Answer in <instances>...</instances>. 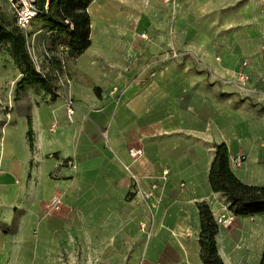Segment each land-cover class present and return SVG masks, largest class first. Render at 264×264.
I'll return each mask as SVG.
<instances>
[{
	"label": "crops",
	"instance_id": "1",
	"mask_svg": "<svg viewBox=\"0 0 264 264\" xmlns=\"http://www.w3.org/2000/svg\"><path fill=\"white\" fill-rule=\"evenodd\" d=\"M244 1L237 22L249 24L230 36L219 32L229 41L218 52L194 48L201 63L171 56L179 17L171 31L155 24L163 19L152 10L163 0H128L129 7L151 6L135 18V31L124 26L134 21L121 12L124 0L90 2V45L67 62L72 120L51 80L50 89L28 88L24 138L0 126V264H202V202L218 225L223 264L243 256L259 264L264 214L235 217L208 181L214 145L225 144L236 178L264 187V5ZM43 26L35 21L27 35L38 55L43 43L54 55L66 39L45 38ZM240 70L250 75L242 91L233 83ZM131 148L142 155L133 160ZM54 195L62 207L48 214Z\"/></svg>",
	"mask_w": 264,
	"mask_h": 264
},
{
	"label": "trees",
	"instance_id": "2",
	"mask_svg": "<svg viewBox=\"0 0 264 264\" xmlns=\"http://www.w3.org/2000/svg\"><path fill=\"white\" fill-rule=\"evenodd\" d=\"M91 1L36 0L39 15L31 25L39 20L44 25L43 29L53 32L52 37H64L67 43L64 45L68 47L66 59L77 58L90 45V18L86 8ZM9 17L10 15L0 16V50H3V45H7L6 53L12 57L18 69L23 71L22 74L29 79L23 80V84L29 81L50 89L47 83L53 81L52 76L47 73L43 78L35 71L27 54L26 36ZM65 20L68 24L64 23ZM208 181L212 192L219 193L226 199L228 210L235 217L264 214V187L246 185L236 178L230 169L229 153L225 144L214 145V158L209 168ZM197 208L200 220L198 243L201 262L202 264H223L217 252L218 225L212 212L205 202L198 203ZM259 264H264V241Z\"/></svg>",
	"mask_w": 264,
	"mask_h": 264
},
{
	"label": "rangeland",
	"instance_id": "3",
	"mask_svg": "<svg viewBox=\"0 0 264 264\" xmlns=\"http://www.w3.org/2000/svg\"><path fill=\"white\" fill-rule=\"evenodd\" d=\"M124 1L125 5L121 7V12L131 15L132 19H134L133 22L124 23V26L130 31H135L138 24V22H135V18L139 21L141 13H144L147 9L151 8V6L145 10L146 7L141 6V3L139 6L129 7L128 0ZM244 2V0H234L233 2L232 0H227L226 5L224 6L208 7L204 6V0H195L191 6L180 5L174 0H163V6L158 8L153 7L152 12L158 17L159 15L162 16L163 22H155V24L165 27L167 31H171V28L176 25L173 20L174 16L179 17V49L177 53L174 52L171 56L173 58L190 59L194 63H201V54L198 56L194 55L195 59H193L192 50L194 48L200 50L212 48L215 52H218L219 49L225 48L229 41L228 39H221L219 37V32L224 30L226 31L227 36H230L229 34L240 29L241 26L249 24L237 22V17L239 15L237 12L241 11V9L245 12V8L242 7ZM258 2L264 5V0H258ZM146 4L148 5V2H146ZM1 10L0 16L10 14L6 3H1ZM4 18L7 20L6 17ZM38 26L33 25V30L35 31ZM140 26V29L144 28V22H142ZM193 35L195 36L192 37ZM3 50L8 51L7 45H3ZM8 63L18 69L9 54L6 53L4 56L0 55V126L7 123L9 127L18 131L24 138L25 131H27L26 116L27 114H30L28 111V88L31 86V83L28 81L23 84V80L29 79L22 74V70H12V67L8 65ZM233 83H235V86L237 87V79ZM262 83H264V79L262 80ZM245 88L246 86L243 87L244 90ZM243 89L239 90L242 91ZM25 127L26 130H24ZM141 264H143V262ZM238 264H258V262L250 256H243Z\"/></svg>",
	"mask_w": 264,
	"mask_h": 264
},
{
	"label": "built area",
	"instance_id": "4",
	"mask_svg": "<svg viewBox=\"0 0 264 264\" xmlns=\"http://www.w3.org/2000/svg\"><path fill=\"white\" fill-rule=\"evenodd\" d=\"M10 7L14 15V22L15 26L24 32L26 36V40H30L27 44V54L32 63L33 68L35 71L41 75L43 78L46 77L47 73H50L53 81L56 85V93L63 99V106L66 111L67 118L71 121L75 112V104L72 96L69 93V85H70V78L68 75V68H67V52L68 47L64 44L60 45L58 48L57 53L55 56L47 49L46 45L43 43L42 45V54L41 56L38 55L35 44H34V35L29 36L27 35V31L31 27L32 21L39 15V10L37 7L36 0H5ZM1 3L0 0V11H1ZM47 9V3L45 4V10ZM64 23L68 24V21L65 20ZM71 27V26H70ZM45 34V38L52 35V31L49 29H43ZM140 38L143 40H147L145 34H140ZM76 58L71 59V61H75ZM246 63H243L242 67H246ZM250 81V75L243 70H240L237 73V87L239 89H243ZM54 126L52 127L53 131ZM129 156L136 160L142 155V150L137 148H131L128 151ZM241 160L237 159L236 163H239ZM2 170L0 167V175H2ZM168 172H164V175H167ZM134 179V178H133ZM135 180V179H134ZM156 187L153 186V189ZM62 207V199L60 195H54L49 203L47 204V213H55L58 212ZM220 224L222 226H228L230 221L227 219L220 220Z\"/></svg>",
	"mask_w": 264,
	"mask_h": 264
}]
</instances>
